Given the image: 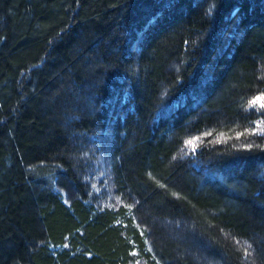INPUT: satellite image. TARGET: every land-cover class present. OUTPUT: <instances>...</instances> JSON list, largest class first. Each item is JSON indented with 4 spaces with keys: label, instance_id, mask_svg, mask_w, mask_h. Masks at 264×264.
<instances>
[{
    "label": "trees",
    "instance_id": "16d2710c",
    "mask_svg": "<svg viewBox=\"0 0 264 264\" xmlns=\"http://www.w3.org/2000/svg\"><path fill=\"white\" fill-rule=\"evenodd\" d=\"M0 264H264V0H0Z\"/></svg>",
    "mask_w": 264,
    "mask_h": 264
},
{
    "label": "rangeland",
    "instance_id": "374dc122",
    "mask_svg": "<svg viewBox=\"0 0 264 264\" xmlns=\"http://www.w3.org/2000/svg\"><path fill=\"white\" fill-rule=\"evenodd\" d=\"M166 111H169V110H168V109H166V110H165V112H166Z\"/></svg>",
    "mask_w": 264,
    "mask_h": 264
}]
</instances>
